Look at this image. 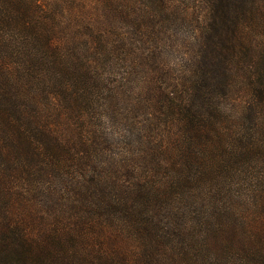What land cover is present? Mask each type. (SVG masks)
<instances>
[{
    "label": "trees",
    "instance_id": "trees-1",
    "mask_svg": "<svg viewBox=\"0 0 264 264\" xmlns=\"http://www.w3.org/2000/svg\"><path fill=\"white\" fill-rule=\"evenodd\" d=\"M197 1L162 127L103 161L107 29L167 6L0 0V264H264V0Z\"/></svg>",
    "mask_w": 264,
    "mask_h": 264
},
{
    "label": "rangeland",
    "instance_id": "rangeland-1",
    "mask_svg": "<svg viewBox=\"0 0 264 264\" xmlns=\"http://www.w3.org/2000/svg\"><path fill=\"white\" fill-rule=\"evenodd\" d=\"M162 1L168 13L151 18L153 23L148 27L125 23L116 29H107L112 33L115 51L107 57L105 70H100V75L107 84V92H121L119 89L124 84L125 97L122 96L123 104L116 107L118 120H106L97 114L92 121L93 129L105 144L101 142L103 145L98 148L103 161L127 157L131 145L136 150V139L145 140L144 143L153 138L154 133L148 130L162 127L160 109L166 104L165 93L189 75L188 66L196 49L194 39L201 23L199 3L197 0ZM120 46L126 52L118 57ZM236 110L231 112V117L236 116Z\"/></svg>",
    "mask_w": 264,
    "mask_h": 264
}]
</instances>
